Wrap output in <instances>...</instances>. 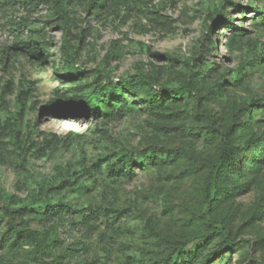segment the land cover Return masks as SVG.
<instances>
[{
    "label": "rangeland",
    "instance_id": "374dc122",
    "mask_svg": "<svg viewBox=\"0 0 264 264\" xmlns=\"http://www.w3.org/2000/svg\"><path fill=\"white\" fill-rule=\"evenodd\" d=\"M88 3L77 66L146 75L157 102L87 110L95 75L69 70L51 3L0 0V264H41L10 223L41 232L45 264H163L202 241L193 264H264V0ZM222 141L235 169L211 179Z\"/></svg>",
    "mask_w": 264,
    "mask_h": 264
},
{
    "label": "trees",
    "instance_id": "16d2710c",
    "mask_svg": "<svg viewBox=\"0 0 264 264\" xmlns=\"http://www.w3.org/2000/svg\"><path fill=\"white\" fill-rule=\"evenodd\" d=\"M11 0H5V3L9 4ZM54 7L58 14V27L64 33V47L68 50V67L69 70L75 75H83L88 72L95 75V83L96 86L92 91V94L86 99L85 107L87 110L93 111L96 115H102L103 117H108L111 113V107H113V102H108V98L111 96L112 98L121 97L124 93L127 95L136 94V95H145L151 104L157 102V100H152L155 96L152 94V82L150 78L146 75H133L126 79H119L118 84L115 85L113 81H111L110 73L108 69L103 66H98L95 71L94 70H84L77 66V58L80 52V42L83 40L82 36H77L79 43L75 45H71L67 40V33L69 28L72 26V22L74 20V4L73 0H45ZM103 0H89L88 8L99 6ZM219 13L216 11L214 15H218ZM105 77L109 80V82L105 85L101 84L100 80ZM127 91V92H125ZM130 93V94H129ZM109 94V96H108ZM184 95V90L179 89L173 92L174 97H182ZM99 102L103 103V106H100ZM222 149V157L215 164L214 169L211 173V179H215L216 174L222 175L225 171L233 172L235 169V158L231 152V149L226 143V141H222L221 144ZM150 157V156H148ZM68 209L67 205H57V204H49L45 207L44 212L50 216L59 215L62 212ZM82 214H86L87 216L95 215L91 210H82L80 211ZM11 215V212L8 213ZM9 229L15 234L16 239L28 241L34 245V251L36 256L40 259L41 264H45L44 262V253L45 250L49 247V243L45 238L42 237L41 232L32 229H23L19 226L10 223ZM206 241L198 242L197 244L191 247L183 246V252L179 253V256L175 260H163V264H193L196 258L199 256L200 251L205 248ZM223 245L231 246L232 242L229 240H225Z\"/></svg>",
    "mask_w": 264,
    "mask_h": 264
}]
</instances>
